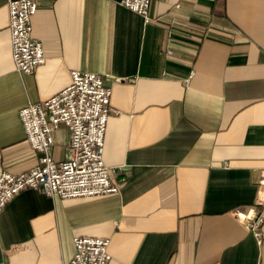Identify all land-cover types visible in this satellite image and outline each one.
Returning <instances> with one entry per match:
<instances>
[{"label": "crops", "instance_id": "obj_1", "mask_svg": "<svg viewBox=\"0 0 264 264\" xmlns=\"http://www.w3.org/2000/svg\"><path fill=\"white\" fill-rule=\"evenodd\" d=\"M0 0V174L34 166L19 110L70 83L111 89L102 157L117 193L64 199L26 189L0 213V264H66L74 236L110 239L108 264H264L235 210L264 176V0H36L45 61L16 71ZM67 156L70 130L52 133ZM264 230V223L262 225Z\"/></svg>", "mask_w": 264, "mask_h": 264}, {"label": "built area", "instance_id": "obj_2", "mask_svg": "<svg viewBox=\"0 0 264 264\" xmlns=\"http://www.w3.org/2000/svg\"><path fill=\"white\" fill-rule=\"evenodd\" d=\"M151 0H120V4L141 15L145 23ZM37 11L36 0H9L8 29L11 56L16 71L31 75L45 61L44 47L33 37L32 18ZM111 89L103 76L88 71L72 70L70 83L48 99L29 103L18 114L33 150L40 151L37 163L19 173L0 174V213L9 201L26 189L38 190L47 196L64 199L86 198L117 193L118 184L104 163L102 148L110 106ZM60 126L70 130L67 156L56 161L51 155L52 133ZM256 207L241 217L257 243L264 241V176L259 182ZM110 239L99 236H74V253L66 264H108Z\"/></svg>", "mask_w": 264, "mask_h": 264}]
</instances>
